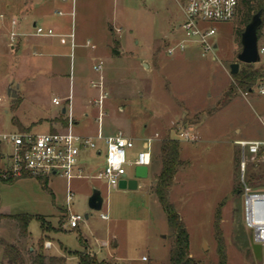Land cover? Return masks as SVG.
Listing matches in <instances>:
<instances>
[{
    "label": "rangeland",
    "instance_id": "obj_1",
    "mask_svg": "<svg viewBox=\"0 0 264 264\" xmlns=\"http://www.w3.org/2000/svg\"><path fill=\"white\" fill-rule=\"evenodd\" d=\"M8 1L0 0V14ZM74 1L53 10L75 8V27L71 24L68 34L77 37L76 52L66 51L54 70L37 64L39 55L33 54L21 60L11 75L0 70V130L43 135L50 133L51 124L70 117L79 123L70 129L78 135L90 136L97 128L112 133L121 129L136 145L129 151L131 160L142 141L158 134L151 144L149 175L132 191L109 187L103 180L93 181L94 187L92 181H80V186H74L69 210L64 177L51 176L47 189L35 177L5 182L2 172L7 159L0 155V217H4L0 219V264H8L4 260L8 245L20 252L19 264H39V254L45 255V264H51L50 258L79 264L84 253L109 264H168L174 236L154 187L161 169V143L181 130L190 131L195 140L181 142V158L190 165L177 174L172 199L189 233L190 257L198 264H218V249L223 245L226 264H258L250 243L252 233L244 222L243 191L264 192V153L247 156L242 169V151L235 142L264 140V78L252 93L236 90L227 106L219 108L234 84L231 66L239 63L241 71L246 65L238 61L240 19L205 24L216 29L217 47L211 53L204 56L201 46L188 43L184 52L168 56V49L185 38L175 28L183 14L173 0ZM64 19L72 23L71 17ZM115 41L121 42L119 55L113 54ZM259 47H264V25ZM100 62L107 94L101 108L94 105L101 91L91 87L99 80L93 67ZM253 66L264 73V54ZM11 87L20 98L8 96ZM54 98L61 104L55 105ZM62 123L63 130L72 124ZM99 147L100 158L93 151L84 158L95 176L105 160V146L100 142ZM126 171L130 178L135 176L134 166ZM94 189L103 194L99 212L88 204ZM8 215L34 217L26 236L20 235L18 222ZM71 215L83 218L77 229L69 226ZM143 257L148 260L143 262Z\"/></svg>",
    "mask_w": 264,
    "mask_h": 264
},
{
    "label": "built area",
    "instance_id": "obj_2",
    "mask_svg": "<svg viewBox=\"0 0 264 264\" xmlns=\"http://www.w3.org/2000/svg\"><path fill=\"white\" fill-rule=\"evenodd\" d=\"M180 7L183 14V21L176 26L177 31H182L185 38L179 41L176 46L170 47L168 56H174L179 52H184L188 43H194L202 48L205 56L213 51L217 45L213 42L216 29H208L206 23L230 22L237 18L240 1L239 0H173ZM59 15H62L60 12ZM0 18H3L1 15ZM18 22L12 21L13 31L10 39L16 42L20 34L17 32ZM34 35L37 37H53L55 32L52 29L35 26ZM260 56L264 54V47H259ZM99 80L92 82L91 87L99 89L101 95L94 101V105L102 107L107 94L104 93L103 62L94 67ZM55 105L61 102L54 99ZM100 113L99 121L103 118ZM101 123V122H100ZM194 135L187 130H181L175 138L180 142H193ZM159 139L156 134L153 139L147 140V147L137 153L135 160L129 158V151L135 148V142L119 131L114 135L104 136L99 133L97 136H82L67 130L65 132H50L43 135H33L31 133H9L0 130V155L7 159L8 166L2 172L5 181L30 177H51L55 171L64 177L68 184V207L73 205L75 195L70 187L73 179L85 177V173L80 167L83 156L88 152H95L102 155L103 151L99 147L102 142L105 146V160L102 170L97 178L107 183L109 187H117L121 180L128 177L127 166L148 167L152 163L151 144ZM236 145L242 151V169L246 167V157H257L264 153V140L236 141ZM244 197V222L246 228L251 231L253 243L262 246L264 264V192H253L250 188L243 191ZM103 219L107 217L102 216ZM83 218L78 215H71L69 226L77 229ZM50 244L47 243V246ZM147 257L142 261L146 262Z\"/></svg>",
    "mask_w": 264,
    "mask_h": 264
},
{
    "label": "crops",
    "instance_id": "obj_3",
    "mask_svg": "<svg viewBox=\"0 0 264 264\" xmlns=\"http://www.w3.org/2000/svg\"><path fill=\"white\" fill-rule=\"evenodd\" d=\"M68 1L69 0H10V1L4 3V8L6 10L3 14H0V16L1 15L3 16V18H0V70L7 71L11 75L12 74L11 70L12 69L16 70L19 67L18 64H20L21 60H24L26 58H29V59L31 58L30 54L31 55L32 54L33 55H39L40 60L37 59L38 60L36 62L37 64L38 63L42 64V66H45V67L48 66L51 70H54L56 67H59L58 64H56L55 62L58 61V59L62 58L66 51H68L70 49V51L76 52L77 49H79V46H77L78 45L77 41H76L77 37H76L75 33L72 32L71 34H68V29L71 26V24H72L73 29L75 27L74 26L75 25V13H76L75 8L73 7L71 9L70 7H67V8H65L66 12L62 11V10L55 12L53 10L55 6H61V8L64 9V6L68 5ZM73 2L75 3L74 0H73ZM60 12L62 13V15H59ZM65 17L66 18L71 17L72 23L69 20H65L64 19ZM13 20H16L18 22L17 32L20 34V36L18 37L16 42L12 44L9 41V39H10L9 37H10L11 32L13 31V29H12V21ZM31 23H33V25H31ZM40 23L42 24L43 27H45L47 29H52L55 32V36H53V37H37V36H35L33 34L34 27L40 25ZM176 26L177 25H175V28H176ZM53 39H55L56 41H54ZM118 43L120 45L121 42L118 41ZM92 49L94 50L95 47L93 46ZM43 56L47 57L48 59H45ZM94 67H93V70H94ZM146 68H147V66H146ZM13 89H15V88L13 87ZM17 94H18L17 98H20L18 90H17ZM54 99H53V101H54ZM67 104H70V106H71V98H69V97L67 100ZM63 110H62V114L65 115L66 112L63 113ZM65 111H66V109H65ZM95 120H97V119H95ZM62 121H67V122L70 121V122H72V124L67 125L66 130H63L64 129L63 128L64 123H62ZM62 121H58L57 123L51 124L50 132H52V133L53 132H65V131L71 129V127L73 128L75 125L76 126L79 125L78 122H75L74 118L71 119L70 117L66 118V119L63 118ZM12 122H13V120H12ZM19 124L21 126H23L20 122H19ZM99 125H101V124H99ZM119 131L123 132L121 129H118L116 132L112 133L109 131L106 132L105 128H103L102 131H101V129L97 128L96 132L92 133L90 136H97L99 133H103L104 136H110V135L116 134ZM175 135H177V134H175ZM82 136H88V135H82ZM146 143H147L146 140L141 142V145H140L141 149L139 151H141L147 147ZM135 147H136V145H135ZM181 151H182V149H181ZM88 153H86L83 156V159H82L81 165H80V167L82 168V170L84 171L86 176L83 178H80V179H78V178L73 179L70 182V187H71V190L73 191L74 195H75L74 186L78 187L80 181H83V180L84 181L85 180L86 181H92L91 186L94 187L95 184L93 181L100 180L97 178V174H96V176H95V174L94 175L92 174L93 173V171L91 170L92 167L89 166L87 164V161L84 160L85 156ZM95 154L98 158H100L102 156V155H98V153H95ZM180 157H181V154H180ZM4 164H5L4 168L7 167L8 161L6 160V162ZM51 178L52 177H48V183L51 180ZM128 178L132 179L129 176H128ZM24 179H27V178H24ZM140 185H141V182L139 181L138 188L140 187ZM176 186H174V188L172 189V192H171L172 203H174L173 199H172V194H173V190L176 188ZM68 187H69V184L66 180L67 196H68ZM117 188H118V186H117ZM97 190H99V189H97ZM126 190L132 191L129 189H126ZM89 193H90V190H89ZM102 197H103V194H102ZM103 206H104V202H103L102 208H103ZM69 207L67 205L68 209H69ZM47 243H49V241L46 242V247L49 248L51 246V244L49 243L50 245L47 246ZM116 245H118V244H116Z\"/></svg>",
    "mask_w": 264,
    "mask_h": 264
},
{
    "label": "trees",
    "instance_id": "obj_4",
    "mask_svg": "<svg viewBox=\"0 0 264 264\" xmlns=\"http://www.w3.org/2000/svg\"><path fill=\"white\" fill-rule=\"evenodd\" d=\"M240 6L238 11V18L243 26V29L238 31L241 36L244 28L250 23L253 16L262 12V21L264 25V0H239ZM262 25V27H263ZM258 31V37L260 31ZM114 55H119L117 47L119 43L115 41ZM234 84L229 88L228 94L221 101L219 108H224L234 98V92L240 90L244 93H252L254 87L260 79L264 78V73L254 69L253 65H245L244 68L234 75ZM181 142L176 139L167 138L164 139L160 147L161 169L159 175L156 178V184L154 187V194L157 201L161 205L165 215L168 227L174 236V243L170 250V258L168 264H198L189 254L190 241L189 233L186 229L184 222L181 219L174 203L171 201V191L175 184L177 174L181 170H185L189 167V162H184L181 157ZM24 178H34L26 176ZM38 179L44 188L48 187V177L39 176ZM5 181V180H4ZM14 180L5 181L13 182ZM4 217H0L3 219ZM7 218L15 220L19 225V233L21 236L28 234V227L30 221L34 217L27 215H8ZM37 219L39 217L36 216ZM219 261L218 264H226V251L223 245L218 249ZM45 255L39 254L36 258V262L39 264H45ZM20 252L13 245H8L4 249V260H7L8 264H19ZM51 264H65L64 258H50ZM79 264H109L105 261L98 262L94 256H90L88 253L79 255Z\"/></svg>",
    "mask_w": 264,
    "mask_h": 264
},
{
    "label": "water",
    "instance_id": "obj_5",
    "mask_svg": "<svg viewBox=\"0 0 264 264\" xmlns=\"http://www.w3.org/2000/svg\"><path fill=\"white\" fill-rule=\"evenodd\" d=\"M262 12L260 11L256 15L253 16L250 23L245 27L242 35H241V44L242 51L238 55V61L247 65H254L261 61V56L259 53V37L258 31L262 27ZM240 65L239 63H235L231 66V74L237 75L239 72ZM8 96L12 99H16L18 97L17 89H13L12 87L8 91ZM65 109L63 113H65ZM54 176L59 175L58 171L53 173ZM149 169L148 167H136L135 168V176L132 179L125 177L120 181L118 188L120 190H136L138 188L139 181L145 180L148 178ZM103 197L100 190L94 189L92 196L89 198V208L93 211H101L103 205ZM251 248L254 254V258L258 264H263V254H262V246L259 244L253 243V237L250 236ZM116 246V243H115Z\"/></svg>",
    "mask_w": 264,
    "mask_h": 264
}]
</instances>
